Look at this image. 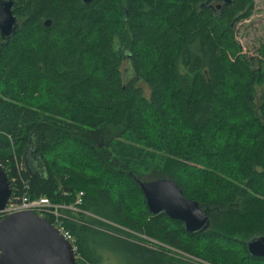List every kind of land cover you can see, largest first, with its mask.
I'll use <instances>...</instances> for the list:
<instances>
[{"label": "trees", "instance_id": "obj_1", "mask_svg": "<svg viewBox=\"0 0 264 264\" xmlns=\"http://www.w3.org/2000/svg\"><path fill=\"white\" fill-rule=\"evenodd\" d=\"M12 1L0 168L12 197L76 209V264H264L245 248L264 235V37L250 58L234 39L253 0ZM160 179L207 231L148 213L134 180Z\"/></svg>", "mask_w": 264, "mask_h": 264}, {"label": "water", "instance_id": "obj_2", "mask_svg": "<svg viewBox=\"0 0 264 264\" xmlns=\"http://www.w3.org/2000/svg\"><path fill=\"white\" fill-rule=\"evenodd\" d=\"M93 0H83L88 4ZM228 3L227 0H224ZM12 0H0V38L6 44L18 27L12 12ZM219 6H216L218 9ZM50 23L46 21L45 26ZM28 143L27 169L36 170L35 157ZM40 157V156H39ZM151 216L163 213L170 220L178 221L189 234L208 230L209 220L197 203L186 200L171 180H134ZM11 198V187L0 168V212ZM249 256L264 259V236L252 238L245 244ZM0 264H76L75 252L43 218L33 212H18L0 220Z\"/></svg>", "mask_w": 264, "mask_h": 264}, {"label": "rangeland", "instance_id": "obj_3", "mask_svg": "<svg viewBox=\"0 0 264 264\" xmlns=\"http://www.w3.org/2000/svg\"><path fill=\"white\" fill-rule=\"evenodd\" d=\"M264 37V0H253V8L248 19L242 20L236 24L234 28L235 42L240 46L242 53L250 58L256 57V50L258 49L262 39ZM126 69V62L123 63L121 70ZM123 79L130 78L132 75L123 73ZM260 92L261 89L257 88ZM35 164L36 169H39L37 161H32ZM147 242L154 246H158V243L147 240ZM169 256V255H168ZM176 258V257H174ZM180 258L189 260V264H201L195 259H189L184 255H180Z\"/></svg>", "mask_w": 264, "mask_h": 264}, {"label": "built area", "instance_id": "obj_4", "mask_svg": "<svg viewBox=\"0 0 264 264\" xmlns=\"http://www.w3.org/2000/svg\"><path fill=\"white\" fill-rule=\"evenodd\" d=\"M22 168V165L20 164ZM4 172V171H3ZM9 173V169H5L4 174ZM5 174V175H6ZM81 193L78 195L77 200L75 201V205L80 204ZM72 211L76 212L74 207H65L62 205L53 204L51 201L45 198H38L34 200H30L25 196L17 199L11 196L4 210L0 212V220L14 213L18 212H33L38 217L46 219H51L53 222L51 226L66 240L70 243L73 251L75 252V248L73 247V241L70 237L69 233L65 231L62 226L61 220L65 218L64 212ZM200 263V262H199ZM203 264V263H201Z\"/></svg>", "mask_w": 264, "mask_h": 264}, {"label": "flooded vegetation", "instance_id": "obj_5", "mask_svg": "<svg viewBox=\"0 0 264 264\" xmlns=\"http://www.w3.org/2000/svg\"><path fill=\"white\" fill-rule=\"evenodd\" d=\"M264 236V235H263ZM260 237V236H259Z\"/></svg>", "mask_w": 264, "mask_h": 264}]
</instances>
